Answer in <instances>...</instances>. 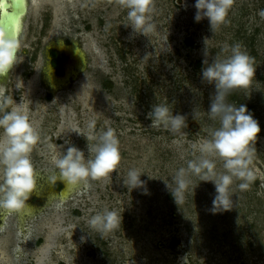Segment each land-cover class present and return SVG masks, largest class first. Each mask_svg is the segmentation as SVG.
<instances>
[{
	"label": "rangeland",
	"instance_id": "1",
	"mask_svg": "<svg viewBox=\"0 0 264 264\" xmlns=\"http://www.w3.org/2000/svg\"><path fill=\"white\" fill-rule=\"evenodd\" d=\"M28 3L18 63L6 76L0 100L10 98L6 110L26 115L39 134L30 154L34 168L52 170L69 146L66 140L87 158L86 137L109 127L121 160L117 172L90 181L65 204L56 183L49 186L41 178L33 194L44 197L33 198L39 205L23 230L17 214L0 216L7 218L6 224L0 221V264H264V0H234L226 24L215 33L207 18L195 22V0H153L155 28L147 36L125 26L120 0ZM58 41H75L86 61L79 81L54 95L43 75L51 56L63 59L50 49ZM236 43L253 58L255 71L249 86L234 90L227 102L246 105L260 126L256 180L240 191L234 179L233 207L213 214V183L192 176L178 203L168 184L174 188L176 171L199 156L192 145L219 127L207 115L215 87L202 81L203 61L226 57L230 52L223 50ZM159 103L186 116L181 134L150 127L147 113ZM6 144L0 129V150ZM216 165L224 171L218 158ZM132 168L143 173L145 184L129 191L122 178ZM105 209L116 211L121 225L101 236L89 220Z\"/></svg>",
	"mask_w": 264,
	"mask_h": 264
},
{
	"label": "clouds",
	"instance_id": "2",
	"mask_svg": "<svg viewBox=\"0 0 264 264\" xmlns=\"http://www.w3.org/2000/svg\"><path fill=\"white\" fill-rule=\"evenodd\" d=\"M3 4L4 0H0V9H3ZM120 4L127 10L125 26H130L133 34L147 36L153 32V0H120ZM233 4L234 0H195L194 7L197 11L194 20L199 23L207 18L211 31L215 33L226 24ZM6 14L0 12V24ZM259 15L264 17V10ZM20 49L18 35L10 34L0 26V79L6 77L18 63ZM223 51L230 54L224 58L217 55L211 63L205 59L201 71L202 81L215 87L207 115L210 120L218 121L219 127L209 133L207 140L192 145L194 153L198 151L199 156L188 160L186 168L181 167L176 171L172 178L174 188H170L168 184L178 203L188 189L192 176L197 177L200 182L213 183L216 193L210 209L213 214L233 207L231 185L234 179L240 181V191L248 190L256 180L253 168L256 152L254 145L261 131L246 105L236 106L227 102L234 90L249 86L255 71L253 58L242 50L239 43ZM205 55H208L207 49ZM11 103L12 100L8 97L0 100V129L7 137L6 146L0 150V216L21 214L31 209L27 201L37 190L41 178H46L49 184H55L58 180L64 182L66 187L62 191L70 193L87 189L90 181H98L117 172L121 160L119 140L115 130L109 127L99 134L86 137L89 152L87 158L84 151L66 140L65 144L69 146L54 159V168L38 173L30 154L39 140V134L26 115L6 110ZM198 115L195 111V119L199 121ZM146 118L151 120L150 127L163 128L172 134H181L187 127L186 116L173 115L169 106L163 103L153 105ZM89 128L95 129V121L89 124ZM89 141L94 143L89 145ZM217 158L222 161L223 172L217 171ZM142 174L135 168L129 169L122 178L123 185L129 191L144 187L145 182L140 179ZM89 224L101 236H105L120 227L121 216L116 211L105 209L92 216ZM16 253L19 259L22 250L17 249Z\"/></svg>",
	"mask_w": 264,
	"mask_h": 264
},
{
	"label": "bare ground",
	"instance_id": "3",
	"mask_svg": "<svg viewBox=\"0 0 264 264\" xmlns=\"http://www.w3.org/2000/svg\"><path fill=\"white\" fill-rule=\"evenodd\" d=\"M13 0H4V4H3V9H0V12H9L10 7L12 6V2ZM17 3H21L23 5L26 6V8L24 10H19L20 13L14 17V34L18 35V37L20 38V36L22 35V30H23V25H24V16L25 13L28 9L29 0H14ZM21 1V2H20ZM1 26V24H0ZM56 47H60L63 48L64 50L68 51L70 53L71 48H74V51L72 50V52H74V54H76L73 57V54H71V58L67 60L66 63V73L64 75H58L57 73H55V68L52 66V64L48 63L49 65H47V68L45 69L44 75H43V79L47 82V84L53 89L54 95H57L62 89L67 88L72 82H78L79 81V72L80 70L83 71L84 70V66H85V61H86V53L85 50L81 49L78 47V44L74 41V43H72L71 45H67L64 44L62 41H58L56 43H54ZM6 77L0 80V93H2L3 88L5 86L6 83ZM82 90V89H81ZM49 184V183H48ZM49 186H53V184H49ZM62 194L61 196H59V202L60 203H67L70 199H72L73 195H77V191H73V192H67L66 190L62 191V192H58V195ZM40 197H44L41 193ZM29 210H26L25 212L21 213V214H17L18 217H20L18 219V223H17V227L19 228V230H22L26 221L29 222L31 221L33 215H34V207L28 205ZM25 215V216H24ZM7 217V216H6ZM27 217V218H25ZM1 222L6 224L7 218L0 217ZM51 241V240H50ZM40 258V262H41ZM39 262V263H40Z\"/></svg>",
	"mask_w": 264,
	"mask_h": 264
},
{
	"label": "flooded vegetation",
	"instance_id": "4",
	"mask_svg": "<svg viewBox=\"0 0 264 264\" xmlns=\"http://www.w3.org/2000/svg\"><path fill=\"white\" fill-rule=\"evenodd\" d=\"M64 44L71 45L72 43H66L65 42ZM50 49L56 50V51H59L60 53H62L63 59L58 60L56 58V56L54 55V56H51L52 60L49 61L48 63L52 64V66L55 68L54 69L55 73H57L58 75H64L66 73V63H67V60L69 59V57L66 55L67 54L66 50H64L63 48H60V47H53V48L51 47ZM70 55H71V53H70ZM65 187H66L65 183L62 181H59V180L55 184V188L59 192H61ZM34 197H38V196L36 194H32L31 198L27 201V205H30L33 207H35V205H39L38 202L33 201ZM39 198H42V197L39 196L37 199H39Z\"/></svg>",
	"mask_w": 264,
	"mask_h": 264
},
{
	"label": "water",
	"instance_id": "5",
	"mask_svg": "<svg viewBox=\"0 0 264 264\" xmlns=\"http://www.w3.org/2000/svg\"><path fill=\"white\" fill-rule=\"evenodd\" d=\"M12 6L9 9V12L4 16L3 23L1 24L2 27H4L10 34H14V17L17 16L20 11L19 10H24L26 8L25 5L22 4V2L19 4L16 1H11ZM74 48L70 50V53L73 54V57L76 55L74 54ZM66 55L71 58V55L68 51H66Z\"/></svg>",
	"mask_w": 264,
	"mask_h": 264
},
{
	"label": "trees",
	"instance_id": "6",
	"mask_svg": "<svg viewBox=\"0 0 264 264\" xmlns=\"http://www.w3.org/2000/svg\"><path fill=\"white\" fill-rule=\"evenodd\" d=\"M190 39H188V42H189Z\"/></svg>",
	"mask_w": 264,
	"mask_h": 264
}]
</instances>
